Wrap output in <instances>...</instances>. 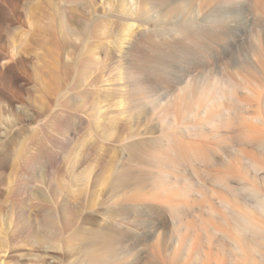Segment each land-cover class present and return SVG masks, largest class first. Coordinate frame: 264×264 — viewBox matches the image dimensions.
<instances>
[{
    "label": "rangeland",
    "instance_id": "1",
    "mask_svg": "<svg viewBox=\"0 0 264 264\" xmlns=\"http://www.w3.org/2000/svg\"><path fill=\"white\" fill-rule=\"evenodd\" d=\"M183 2L187 11L171 18L157 14L158 10L166 12L168 6L144 0H0V22L6 14L15 15L17 28L11 36L18 50L23 48L20 53L29 45L33 52L37 50L28 55L31 74L22 65L15 71L19 74H13L15 87H22L14 103L25 106L9 112L16 121L14 129L5 125L4 144L9 141L10 148L4 159L13 165L1 174L0 219H11L19 226L30 223L5 264H40L34 257L38 252L55 255L56 264H98L95 252L103 239L116 248L114 261H118L113 264H201L206 246L195 216L199 157L219 159L217 152L235 155L243 118L252 115L256 102L264 112V0ZM141 8L145 15H140ZM183 23L195 29L207 25L209 34L217 31L221 38L210 37L199 50L196 42L177 33ZM66 28L75 34H66ZM106 41L103 73L107 81L95 90L93 78L99 71L90 73L77 65L82 55H91V49L100 51ZM171 44H176L172 51ZM156 56L160 57L154 61ZM59 59L62 65L67 63L68 76L66 69L50 72V65L60 64ZM137 59H143V65ZM135 61L140 67L147 61L159 65L163 77L155 85L150 74L145 76L148 103L119 114L127 127L123 137L112 143L111 112L128 105L127 95L113 89L124 82L126 62L132 66ZM51 73L58 75L51 76L54 82L63 76V82L70 84L65 101L58 102L56 94L49 93L48 85L54 83ZM5 74L7 79V74L12 75ZM203 84L212 96L204 115L201 112L207 104L198 88ZM141 140L148 163L140 168L135 147H127L140 145ZM123 164L143 171L151 179L148 186L113 185ZM48 169H52L53 191L59 196L56 201L41 186ZM27 173L37 182L30 184ZM24 198L34 200L32 211L37 219L33 212L32 218L21 214L24 205L14 206ZM41 216L50 221L46 224L54 233L60 229L58 236L41 237ZM210 255L215 258L214 249Z\"/></svg>",
    "mask_w": 264,
    "mask_h": 264
},
{
    "label": "bare ground",
    "instance_id": "2",
    "mask_svg": "<svg viewBox=\"0 0 264 264\" xmlns=\"http://www.w3.org/2000/svg\"><path fill=\"white\" fill-rule=\"evenodd\" d=\"M144 2H148V3H150V4L154 5V6H159V7L160 6L161 7L162 6H164V7L165 6L166 7L168 6L169 8L168 9L166 8L167 9L166 12H164V10H162L163 12L158 10V13L157 14L158 15H160L162 13L163 14H168L171 18H175L179 14H181V15L183 14L184 15V13H185V11H187V7H188L186 4H184L183 0H144ZM139 12H140V15H145V10L144 9L141 8V10ZM209 19L210 18L208 17L207 20H209ZM14 20H15V15H8V14H6V15L3 16L2 22H0V186L2 184V175H1L2 174V171L5 168L13 165V164L10 163V160H7L6 161L4 159L5 158L6 150H7V148L10 145L9 141L8 142L6 141L7 143H9V145L6 142H5L6 144H4V137L8 135L7 134L8 131H7V128H5V125H8L9 124V126L11 127V129H14L15 126H16V121L10 117L9 112L10 113L13 112L14 108H20L21 109V108H23L25 106V104L23 102H18L16 104L14 103V100L18 98V96H19L18 93H20V89L22 87L20 88L18 86L20 89L19 88L17 89V87H15V78L17 76L16 75L14 76L13 74H19V73H15V71L21 65H22L21 67L25 66L26 67V70H28V73L31 74V71L28 68L29 65L27 63H28V55H31V53L33 52L32 49H34V48H32V49L29 48L31 46L28 44L29 47L28 46H27V48L24 47V50H22L23 53H20L22 47H20V49H19L20 51H19L18 50V46L16 45V43L14 41L15 39L12 40V36H11V32L14 29L17 28V26L14 24ZM218 22H220V21H218ZM188 25L185 24V23H183V24H181L180 26L177 27L176 31H177L178 34H182L183 37H184V39H188V40H191V41L196 42V45H198V49L199 50H200V48H204L203 47L204 44L207 43V41L210 39V37H212V38L214 37L216 39L217 38L218 39L221 38V34L219 32L216 33L217 32L216 30H215L216 31L215 33L212 32L213 34H209L210 31L208 32V31H206L207 28L205 29V27L207 25L205 27H203V26L202 27H196V29H195V27L193 25H192L194 27V28L192 27L193 29L190 28ZM160 30H162V29H160ZM160 30H157V31H160ZM67 32H68V29L66 31V34H69V32L68 33ZM70 33H72V32L70 31ZM74 34H69V35L71 36V35H74ZM108 44H109L108 41L103 42L101 44L100 51H95V50L91 49V55L90 54L89 55H86V54L85 55H82L80 57V59H79L80 62L77 65L78 66V69H79V66H83V67H85V69L89 70L90 73H93V71L94 72L95 71H99V72H97V74L93 78V85L98 87V88L96 87L97 89L95 88V90H100L101 87L103 86V82H106L107 81V79L104 78V76L106 74H104L103 72H104V68L106 67V48H107ZM70 45L73 46V43H71ZM74 46H75V44H74ZM69 47L72 48L71 46H69ZM170 47H171L170 50L172 51V50H174L176 48V44H171ZM57 48H62V47L61 46L60 47L58 46ZM66 50H64V52H63L64 54H65V51ZM71 50H74V49H70V51ZM35 51H37V50H34V52ZM58 51L59 50H57V52ZM36 53L37 52H35V54ZM58 56L59 55H57V57ZM60 56H62L61 53H60ZM202 56H203V54H202ZM158 57H160V56H158ZM158 57L155 58L154 61H157L159 59ZM29 58H30V56H29ZM57 61H58V59H57ZM59 61H60V59H59ZM61 61L59 62L61 65L58 64V62H57L58 65L52 63V65H50V66H53V67L51 68V71L50 72L58 74V73H60L59 72L60 70H63V69L65 70L66 69V75H67V72H68L67 69L68 68H66L67 66H65L67 63L65 65H62L64 63V61H63V63H61ZM137 61H138V59H137ZM141 61H143V59H141ZM141 61H138L139 62L138 64L141 63L140 65H143ZM136 63L137 62L135 61L134 62V65L128 66V62H126L125 66H124V76H123L124 82L122 83V85H121L120 88H114L113 89L114 91H117L119 93H125L127 95V103H128V105H127V108H125L123 110H118V112H111V114L113 115V117L111 118V120L113 122L112 123V129H113V131L111 132V136H112L111 140H112V143L113 142H116V141H119L123 137V133H124L126 127H127V125L125 124V121L119 116V114H122V113L129 114L131 109H138V107L139 108H144V107H146V104L148 103V101L146 100V96L147 95H145V92H147L145 90H146V88H148V85H147V82L148 81H147V79H146L145 76H149V74H150V76H152L153 79H154L155 85H157V84L159 85L160 82H161V76L163 74V71H162V69H161V67L159 65H155V64L147 61V64L144 65V67H140L138 65L135 66ZM161 64L163 65V63H161ZM54 65H56L57 67L54 66ZM48 66H49V63H48ZM68 66L70 68V64ZM25 67H23V68H25ZM24 70H22V71L25 72ZM44 70H45V67L43 68V71ZM48 70H50V69L48 68L46 71H48ZM110 70L111 69H109V71ZM6 72H9L10 74L12 73L11 76L9 74H7L8 75V79L6 78L7 76H5L6 75L5 74ZM16 72H18V71H16ZM19 72H20V70H19ZM50 72H49V74H50ZM62 72H64V71H62ZM52 73H51L50 77L53 76V77L56 78V76H58L56 74H55L56 76L54 74L52 75ZM64 74H65V72H64ZM21 75H23L22 72H21ZM167 77H168V75H167ZM59 79H63L64 81H66L63 76L62 77H59ZM52 80H53V78H52ZM54 80H53V82H54ZM63 80H58V81H55L53 84L50 83L51 84V85L49 84L50 86L48 85V87H50L52 89V92L49 91V93H52L53 96L56 94V97L55 98H56V101H58V102L61 101V100H63L64 98L66 99V96L69 93V92L67 93V91L69 89L70 84H69V86H67L68 84H65L63 82ZM4 83L6 84L7 89H9V91H11V93H9L8 91H5L6 88L3 87V86H5ZM204 86H205L204 84H203L202 88H200V86L199 87L196 86L199 89H201L200 91L202 93V98L203 97L205 98V101H206L205 103L207 104V106H203L204 109L201 112L202 115L206 114V112H207L206 109L208 107V104L211 103V100H212L211 99L212 96H209V93L205 90ZM247 90H248V87H247ZM250 90H253V89H250ZM69 91H71V90H69ZM53 92L55 94H53ZM249 92H252V91H249ZM49 97H51V95L48 96V98ZM51 98H53V97H51ZM51 98H49V100H51L49 102L52 103L53 100ZM55 98H54V100H55ZM46 100H47V98H46ZM56 101H54V102L56 103ZM63 101H65V100H63ZM122 102L123 101H121V103ZM262 106L263 105H260L259 102H256V106L254 107V110L257 113L264 115V112L262 111V108H263ZM248 116H250V114ZM242 117H244V116H242ZM132 136H134V135H132ZM144 143H145L144 140H141L140 145H134L133 146V144H130L127 147V149L130 148L129 146L135 147L134 150H133V152L135 153L134 154V158H135L137 167H140V168H141L142 165H144L146 163V161L148 163L147 156H146L145 152L143 151V144ZM109 147H110V144H109ZM109 147H107V148H109ZM237 148H243L245 151L248 150L250 152V151H252L253 146H250V145H241L239 143V145H238ZM257 155H259V153H257ZM27 162H28V160H27ZM25 165H26V163H25ZM128 166L129 165H125V164H123L121 166L122 172H120V174L118 173L119 175H117L114 178L112 184L115 185L116 187L122 186L121 188H126V189L130 185V183L132 184V182L134 184H136V185L138 184V186L139 185L140 186H143V185L144 186H148V183L147 182L150 181L151 179L148 178V177H146L144 175L143 171H141V170H133V169L131 170L130 169L131 167L130 166L128 167ZM68 168H72V167L69 166ZM121 170H119V171H121ZM68 171L72 172V169H70ZM51 172H52V169H48V174L46 175L45 180L42 181L41 186H42V188L44 190H46L47 192H50V196L56 201L59 196H58V194L56 192L53 191L56 185H55V182H53L52 177L50 176ZM73 174L74 173H70V175H73ZM25 178L26 177H24V180H25ZM9 180H10V178H9ZM9 180L7 182H9ZM27 180H28L29 183L31 182L30 184H33V182H37V180H34L33 177H31L29 174L27 176ZM25 182H26V180H25ZM3 183H4V181H3ZM146 183H147V185H145ZM134 184H132V185H134ZM23 186L25 187V183H24ZM31 186H30V188H31ZM23 191L25 192V189ZM21 193H23V192L21 191ZM25 195H26V193H25ZM29 196H31V198L33 197L32 195H29ZM61 196H62V198L64 200H66L67 197H64V195H62V194H61ZM124 196H123V198H125V197L127 198V196H125V197ZM21 197H24V194L23 195L21 194ZM21 197H18V198H21ZM128 197H130V196H128ZM26 198L21 199L22 201H19V202L13 201V202L16 203V205H14L13 203L12 204L16 208L17 207L18 208H22V206L24 205L23 208H25V207L26 208L25 209H22L24 213H21V214H23V215L26 214V215H29L30 216V215H32L34 213V215H32V216H33V218L34 217L36 218L37 217L36 216V211L35 212L32 211L34 209L33 206H35L34 205L35 202H33L34 200L32 201V199L34 197L31 199V201H30V199H27L26 200ZM23 200H25L24 204H23ZM123 200H125V199H123ZM126 200H128V199H126ZM7 203H9V202H7ZM7 203H6V205H8ZM12 204H9V205H10L11 208H14V206L12 207ZM19 204H20L21 207L19 206ZM14 210H15V208H14ZM15 211H14V213H15ZM31 212H33V213L31 214ZM15 214H14V216H17ZM43 214H44V212H43ZM48 215H49V218H51L50 217V214H48ZM32 216H30V217L32 218ZM22 217H24V216H22ZM16 218H18V217H16ZM16 218H15V220H16ZM31 218L28 219V217H27L26 219H28V220L31 221L32 220ZM39 219L42 221V222L40 221V223H39L40 229L43 231L41 237L44 236V237H46L44 239L47 240V237L49 238V237H51L53 235H56V234H57L56 236H58V230H60V229H57L55 227L56 230H57L56 231L55 228H53V225L50 224L52 226V228L55 230V233H54L53 230L49 227V223H50L49 220L47 221L49 223L46 224L47 222H45L46 221V218L44 216H41ZM24 225H26V224H24ZM28 225H30V223ZM28 225H26V226H23V225L22 226H19L17 224H14L11 219H9L8 221L7 220H4V218L3 219H0V264H5L6 258L9 257L10 254H12V251H13L12 249H14V247L17 246V243L20 240V238H19L20 237V234L23 231L26 232V229H27L26 227ZM30 229L31 228H29V230ZM32 230H33V228H32ZM41 230H40V233H41ZM19 242H21V241H19ZM100 242H101V240H100ZM102 245H103V248H101ZM102 245L99 247L100 250H98L97 248H95V249H97V251L95 252L96 258H95V260L93 259L95 261V263H98V264H113L115 261H118V259L114 261L115 258H118V254H117L116 248L115 247L114 248L112 247V243L103 239V244ZM90 250H92V249H90ZM46 251H49L48 248H46ZM87 252H88V250H87ZM89 253H91L92 255H94L92 251L91 252L89 251ZM34 257L38 259V261H39L40 264H56L57 263V262H54L55 259H56V256L53 255V254L38 252V253L34 254ZM115 264H117V263H115Z\"/></svg>",
    "mask_w": 264,
    "mask_h": 264
},
{
    "label": "clouds",
    "instance_id": "3",
    "mask_svg": "<svg viewBox=\"0 0 264 264\" xmlns=\"http://www.w3.org/2000/svg\"><path fill=\"white\" fill-rule=\"evenodd\" d=\"M237 135L252 151L199 157L195 216L206 246L201 264H264V115L245 116Z\"/></svg>",
    "mask_w": 264,
    "mask_h": 264
}]
</instances>
